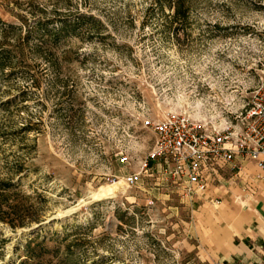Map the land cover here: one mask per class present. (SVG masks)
I'll list each match as a JSON object with an SVG mask.
<instances>
[{
    "label": "rangeland",
    "instance_id": "obj_1",
    "mask_svg": "<svg viewBox=\"0 0 264 264\" xmlns=\"http://www.w3.org/2000/svg\"><path fill=\"white\" fill-rule=\"evenodd\" d=\"M166 2L0 0V31L15 27L5 48L30 32L0 69V176L40 218L0 222V264L36 237L70 246L69 264H215L195 248L192 202L158 160L142 170L144 121L205 124L243 104L264 78V0H184L177 19Z\"/></svg>",
    "mask_w": 264,
    "mask_h": 264
},
{
    "label": "built area",
    "instance_id": "obj_2",
    "mask_svg": "<svg viewBox=\"0 0 264 264\" xmlns=\"http://www.w3.org/2000/svg\"><path fill=\"white\" fill-rule=\"evenodd\" d=\"M144 126L155 134V143L142 170L158 160L162 179L183 184L187 197L204 194L223 170L239 179L245 162L259 168L253 180L264 183V78L243 104L217 111L208 123L170 112ZM137 178L128 175L125 182L131 186Z\"/></svg>",
    "mask_w": 264,
    "mask_h": 264
},
{
    "label": "crops",
    "instance_id": "obj_3",
    "mask_svg": "<svg viewBox=\"0 0 264 264\" xmlns=\"http://www.w3.org/2000/svg\"><path fill=\"white\" fill-rule=\"evenodd\" d=\"M245 162L239 179L227 170L204 194L187 197L194 205L191 235L199 256L215 264H264V183ZM162 179V178H161ZM175 183L183 192V184Z\"/></svg>",
    "mask_w": 264,
    "mask_h": 264
},
{
    "label": "trees",
    "instance_id": "obj_4",
    "mask_svg": "<svg viewBox=\"0 0 264 264\" xmlns=\"http://www.w3.org/2000/svg\"><path fill=\"white\" fill-rule=\"evenodd\" d=\"M166 4L174 12V18L186 16V4L184 0H166ZM42 20L37 21V26H41ZM13 25L2 28L0 31V69H5L11 65V53L22 56V47L24 42L30 36V32L24 37L20 33L15 34L12 49L5 48L10 39L9 29H14ZM16 55V56H17ZM28 128H23L26 131ZM32 197L24 194L18 188V184L11 178H1L0 176V222L9 224L12 228L24 227L31 222L39 221L40 218L30 214V205L28 204ZM71 247H68L66 256L59 255L56 248H48L45 245V238H31L25 245L24 258L18 264H69V254ZM54 259L57 262L54 263Z\"/></svg>",
    "mask_w": 264,
    "mask_h": 264
}]
</instances>
